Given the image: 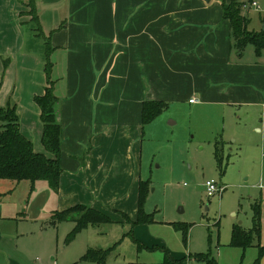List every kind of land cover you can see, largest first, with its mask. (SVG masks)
Instances as JSON below:
<instances>
[{
  "label": "crops",
  "instance_id": "0c3cea01",
  "mask_svg": "<svg viewBox=\"0 0 264 264\" xmlns=\"http://www.w3.org/2000/svg\"><path fill=\"white\" fill-rule=\"evenodd\" d=\"M27 1L0 0V106L15 105L21 132L52 157L35 102L49 86V38L63 171L58 190L0 181V264H95L82 257L97 225L67 243L76 223L53 215L82 204L135 221L143 102L264 107L263 52L250 60L235 46L222 7L231 0H35L41 31Z\"/></svg>",
  "mask_w": 264,
  "mask_h": 264
},
{
  "label": "rangeland",
  "instance_id": "374dc122",
  "mask_svg": "<svg viewBox=\"0 0 264 264\" xmlns=\"http://www.w3.org/2000/svg\"><path fill=\"white\" fill-rule=\"evenodd\" d=\"M239 1L250 6L241 9L248 18V30L264 29V0H257L259 8L251 0ZM26 7L30 15L29 0ZM243 53L246 59H259L253 43H247ZM138 142L140 175L150 180L145 209L154 213L155 221L136 225L134 236L150 248L139 249L126 235L130 222L90 227L84 234L93 236V247L117 243L105 264H169L164 248L182 259L181 264H207L193 256L207 252L217 264H255L259 248L244 250L231 245V238L236 223L252 228V204L257 199L264 202V107L170 102L146 124ZM211 180L222 188L213 196L206 187ZM21 190L14 196H23ZM176 224L190 225L186 236Z\"/></svg>",
  "mask_w": 264,
  "mask_h": 264
},
{
  "label": "trees",
  "instance_id": "16d2710c",
  "mask_svg": "<svg viewBox=\"0 0 264 264\" xmlns=\"http://www.w3.org/2000/svg\"><path fill=\"white\" fill-rule=\"evenodd\" d=\"M29 6V13L32 15V20L37 23L38 31H41L38 14L35 8V0H29ZM222 7L224 10V18L231 22L232 38L238 50L242 51L247 43H253L256 46L258 55H260L264 50V29L260 32L248 30V18L246 15L242 14V4L239 1H223ZM46 45L48 56L46 73L49 86L46 87L43 95L35 97V102L41 110V121L43 123L42 141L52 157L44 153L36 152L33 142L21 132L19 115L15 105L8 104L6 106H0V181L13 185H17L23 181H30L32 190L35 187V182L38 180L46 181L53 190H58L63 171L61 166L63 129L58 120L57 104L59 98L55 92L54 81L52 80L53 63L49 57L54 48L51 46L49 38H47ZM168 107L169 103L162 100L144 101L142 106L143 128L146 124L154 121ZM216 143L218 156L220 150L218 146L221 144V140H218ZM149 189L150 180L141 181L138 217L135 221L126 218V220L132 223V228L126 235L131 236L134 241L137 242L139 249L145 246L135 239L133 228L138 224L153 223L155 221L154 213H148L145 209ZM252 210V228L246 230L240 224H234L231 245L241 247L244 250L250 246L256 245L259 248L260 254L255 264H260L261 258L264 256V244L261 243V200H256L252 204ZM65 220H73L76 223L66 238L67 243L73 241L76 236L89 225H100L112 221L111 218L103 212L82 204L73 206L62 212H56L53 215L51 223L57 224ZM181 225L182 224H176V227L183 230L186 236L190 225L184 224V228L181 227ZM116 246L117 243L106 249L90 248L83 255L82 259L95 264H105ZM164 250L167 254L166 263H182V259L173 257L167 248H164ZM193 256L196 259L206 261L207 264H217V260L211 252L195 254ZM130 264L142 263L133 262Z\"/></svg>",
  "mask_w": 264,
  "mask_h": 264
},
{
  "label": "built area",
  "instance_id": "2783aa9c",
  "mask_svg": "<svg viewBox=\"0 0 264 264\" xmlns=\"http://www.w3.org/2000/svg\"><path fill=\"white\" fill-rule=\"evenodd\" d=\"M251 5L254 6V7H257V8L260 7V5L258 4L257 1H253V2L251 3ZM248 7H250V6H249L248 3H246V2L242 5V8H243V9H246V8H248ZM194 101H195V99H192V100H191V102H194ZM206 187H207V193H208L209 196H213V195H215L217 192H221V191H222V188H218V187H217V184H216V182H215L214 180L208 181V182L206 183Z\"/></svg>",
  "mask_w": 264,
  "mask_h": 264
},
{
  "label": "water",
  "instance_id": "95a60500",
  "mask_svg": "<svg viewBox=\"0 0 264 264\" xmlns=\"http://www.w3.org/2000/svg\"><path fill=\"white\" fill-rule=\"evenodd\" d=\"M205 2H207V3H209V2H211L212 0H204ZM240 223V222H239Z\"/></svg>",
  "mask_w": 264,
  "mask_h": 264
}]
</instances>
